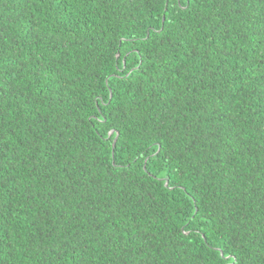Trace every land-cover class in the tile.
<instances>
[{
  "label": "trees",
  "instance_id": "obj_1",
  "mask_svg": "<svg viewBox=\"0 0 264 264\" xmlns=\"http://www.w3.org/2000/svg\"><path fill=\"white\" fill-rule=\"evenodd\" d=\"M0 264H264V0H0Z\"/></svg>",
  "mask_w": 264,
  "mask_h": 264
},
{
  "label": "snow or ice",
  "instance_id": "obj_2",
  "mask_svg": "<svg viewBox=\"0 0 264 264\" xmlns=\"http://www.w3.org/2000/svg\"><path fill=\"white\" fill-rule=\"evenodd\" d=\"M188 2V0H184V3H187Z\"/></svg>",
  "mask_w": 264,
  "mask_h": 264
}]
</instances>
